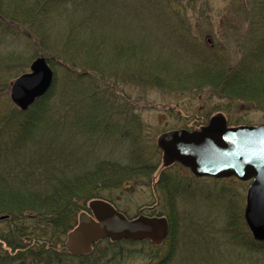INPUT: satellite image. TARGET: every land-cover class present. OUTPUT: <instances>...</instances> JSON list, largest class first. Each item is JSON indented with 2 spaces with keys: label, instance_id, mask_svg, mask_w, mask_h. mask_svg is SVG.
Instances as JSON below:
<instances>
[{
  "label": "trees",
  "instance_id": "trees-1",
  "mask_svg": "<svg viewBox=\"0 0 264 264\" xmlns=\"http://www.w3.org/2000/svg\"><path fill=\"white\" fill-rule=\"evenodd\" d=\"M170 1L145 0L148 9L158 10V19L164 18L159 31L168 47L166 56L160 57L149 46L156 28L136 22L131 39L116 40L118 10H144L140 0H0L4 32L25 38L35 49L31 57H46L54 72L50 89L30 107H8L0 114V264H116L137 254L158 258L165 245L159 263L174 255L178 210L172 196L182 186L178 183L176 188L162 179L164 168L159 171L156 160L160 150L148 138L138 101L128 97L124 87L209 91L229 104L264 110V0H251L250 47L235 63L222 48L213 50L193 37ZM68 2L74 16L67 17ZM187 2L180 5L184 11L195 3ZM23 55L22 51L0 54L1 93L10 87L5 70L20 67L18 74L29 63ZM207 120L195 121L187 129ZM108 143L120 146L118 151L106 152ZM140 180L152 182L169 201L168 213L141 211L166 217L167 238L159 245L105 238L88 254H70L65 237L79 213L88 211L87 203L99 198L120 210L115 196ZM225 211L222 239H213V245L205 243L201 249L221 252L223 245L230 244L264 254V241L253 239L244 222L241 200L232 196ZM128 247L134 252L126 255L123 249ZM210 258L205 254L193 262L212 264ZM234 262L243 264L238 256ZM234 262L229 258L227 263Z\"/></svg>",
  "mask_w": 264,
  "mask_h": 264
},
{
  "label": "rangeland",
  "instance_id": "rangeland-1",
  "mask_svg": "<svg viewBox=\"0 0 264 264\" xmlns=\"http://www.w3.org/2000/svg\"><path fill=\"white\" fill-rule=\"evenodd\" d=\"M126 1L128 2V0ZM140 1L145 8L139 10L140 12H135L132 8L118 10L115 17L118 23L114 31L116 40L120 41L126 36H130L131 39L134 36L132 32L136 27L135 24L139 22L148 28L153 27L154 30L156 28L149 46L152 50L160 52L158 53L160 57L166 56L168 45L159 31V22L164 18L158 19V10L148 9L145 0ZM185 1L187 2V0H171L170 4L179 11L177 16L179 19L185 20L186 28L190 34L210 44L213 50L222 48L231 63L239 61L250 47L247 32L251 0H193L195 1L193 7L184 11L181 6L186 3L183 5L181 3ZM187 4L190 3L187 2ZM64 5L67 17L74 16L75 10L70 8L71 3L68 2ZM118 7H121L119 2ZM64 11L62 10V12ZM134 15L139 17V20H135ZM142 18L141 23L140 19ZM34 50L32 45L27 44L25 38L18 34H6L0 26V54L22 51L23 56L30 59L21 73H16L20 67L5 70V79H8L10 86L18 75L29 70L32 60L38 57H31ZM124 90L128 97L138 101L140 116L145 124L147 134H149L148 138L155 145L157 137L162 132L180 128L187 129L192 127L195 121L196 124H199L207 118L209 120L216 113L223 114L227 123L258 125L264 122V110L239 102H230L229 104L226 99L212 96L209 91L177 93L149 89L143 85H127ZM9 91L10 87L6 92H0V114L8 107L18 108L12 102ZM119 147L117 144L108 143L105 151L115 153ZM123 147L122 145L121 148ZM156 160L159 162L158 170L160 171L164 168L161 151ZM162 171H164L162 175L164 182H170L176 188L178 183H180V187L182 186L181 192L172 196L178 210V218L175 219L177 249L172 257L162 263H159V260L167 251L166 245L161 248L158 258L147 259L143 255L137 254L135 257L123 259L122 262L114 261L116 264H190L205 254L212 256L209 259V263L212 264H228L229 258L234 262L237 260V256L242 259L243 264H264L263 253L249 252L239 246L223 245L221 252L201 249L204 248L205 243L209 246L213 245L214 243H210L213 239L216 242L222 239L221 234H223L226 223V202L233 196L234 199L241 200L244 207L249 181H239L234 177L213 179L192 176L188 169L178 163H174ZM152 177V181L155 182L158 179V171ZM115 197L120 211L129 218L143 214L141 211L146 213L151 209H154L155 213L169 212L167 208L169 201L152 182H141L140 180L134 184H127ZM227 242L228 240L224 239L223 243ZM123 250L126 255L132 254V250L134 252V249L130 247ZM110 263L112 264V262Z\"/></svg>",
  "mask_w": 264,
  "mask_h": 264
},
{
  "label": "water",
  "instance_id": "water-1",
  "mask_svg": "<svg viewBox=\"0 0 264 264\" xmlns=\"http://www.w3.org/2000/svg\"><path fill=\"white\" fill-rule=\"evenodd\" d=\"M52 83L53 71L47 59L38 56L28 71L12 81L9 95L20 110H26ZM156 145L162 153L163 166L177 162L196 177L249 181L243 218L252 237L264 241V122L228 126L224 115L216 113L198 129L162 132ZM87 205L89 212H80L77 224L66 235L65 247L72 255L88 254L93 244L104 238L148 240L159 245L168 235L164 216L140 214L129 218L99 198L91 199Z\"/></svg>",
  "mask_w": 264,
  "mask_h": 264
}]
</instances>
